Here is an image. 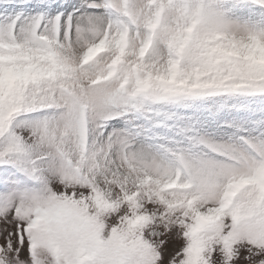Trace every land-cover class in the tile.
<instances>
[{
	"label": "snow or ice",
	"instance_id": "6c2138e0",
	"mask_svg": "<svg viewBox=\"0 0 264 264\" xmlns=\"http://www.w3.org/2000/svg\"><path fill=\"white\" fill-rule=\"evenodd\" d=\"M0 264H264V0H0Z\"/></svg>",
	"mask_w": 264,
	"mask_h": 264
},
{
	"label": "rangeland",
	"instance_id": "374dc122",
	"mask_svg": "<svg viewBox=\"0 0 264 264\" xmlns=\"http://www.w3.org/2000/svg\"><path fill=\"white\" fill-rule=\"evenodd\" d=\"M170 247H171V245H170Z\"/></svg>",
	"mask_w": 264,
	"mask_h": 264
}]
</instances>
